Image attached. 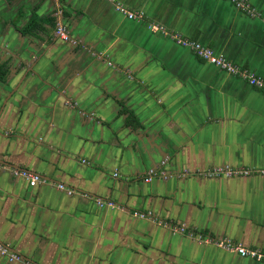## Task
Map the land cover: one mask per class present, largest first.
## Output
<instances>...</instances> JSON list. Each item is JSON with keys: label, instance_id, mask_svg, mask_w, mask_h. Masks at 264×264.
Masks as SVG:
<instances>
[{"label": "crops", "instance_id": "obj_1", "mask_svg": "<svg viewBox=\"0 0 264 264\" xmlns=\"http://www.w3.org/2000/svg\"><path fill=\"white\" fill-rule=\"evenodd\" d=\"M251 3L0 0V264H264L198 239L264 252V177L195 175L264 169V90L149 30L264 79Z\"/></svg>", "mask_w": 264, "mask_h": 264}, {"label": "built area", "instance_id": "obj_2", "mask_svg": "<svg viewBox=\"0 0 264 264\" xmlns=\"http://www.w3.org/2000/svg\"><path fill=\"white\" fill-rule=\"evenodd\" d=\"M227 1L232 3L239 11L245 13L246 15H249L251 17H256V16L260 17V14H258L256 10L253 8L251 0H227ZM118 11L124 14L125 16H127L130 20L140 21L142 19L140 15L129 12L128 10H125L123 8H118ZM149 30L152 31L153 33H161L167 37L170 36L179 46L193 51L198 58L219 68L220 70L226 72L227 74H230L232 76L247 81L254 88L264 90L263 78L258 77L257 75H255L254 73L248 70L242 69L241 67L229 61L226 57L217 54L213 49L205 47L200 42L187 40L182 36H179L178 34L170 35V33L163 27L150 25ZM55 35L58 39H60L63 42H67V43L73 42L68 29L61 23L57 24ZM3 169L4 167L0 165V171H2ZM11 173L15 178L23 179L28 182H32L36 184H40L43 182L41 176L25 169L15 168L11 170ZM195 175H201L206 178H227V179L247 178L253 175L264 177V169L254 170L249 168L226 167L222 169L207 170L202 172L199 171L196 172ZM115 176H118V173H116ZM151 181L152 178H149L147 180V182H151ZM59 189L65 190L66 188L63 185H60ZM68 194L72 195V192L68 191ZM99 205L101 207L103 206L115 207L114 203L106 204L101 201H99ZM137 216L141 219L152 220L153 222H159L160 224H162L161 220L157 219L152 212H145V211L138 212ZM181 232L185 233V230L182 229ZM198 239L201 241H205L209 244H213L217 248L223 249L232 254H238L243 258L251 259L254 262L264 263V252L261 250L258 249L250 250L244 248L240 244H236L232 242L231 240L218 241L213 239H205L200 234H198ZM0 253L2 256L7 257L11 262H16L21 260L20 256L16 254H12L7 247L2 245H0Z\"/></svg>", "mask_w": 264, "mask_h": 264}, {"label": "trees", "instance_id": "obj_3", "mask_svg": "<svg viewBox=\"0 0 264 264\" xmlns=\"http://www.w3.org/2000/svg\"><path fill=\"white\" fill-rule=\"evenodd\" d=\"M33 26H34V25H33ZM33 26H32V27H33Z\"/></svg>", "mask_w": 264, "mask_h": 264}, {"label": "water", "instance_id": "obj_4", "mask_svg": "<svg viewBox=\"0 0 264 264\" xmlns=\"http://www.w3.org/2000/svg\"><path fill=\"white\" fill-rule=\"evenodd\" d=\"M3 245V244H2Z\"/></svg>", "mask_w": 264, "mask_h": 264}]
</instances>
